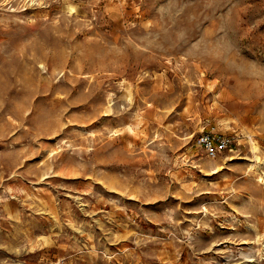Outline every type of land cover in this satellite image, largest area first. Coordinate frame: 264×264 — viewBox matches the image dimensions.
I'll return each mask as SVG.
<instances>
[{"label":"rangeland","instance_id":"1","mask_svg":"<svg viewBox=\"0 0 264 264\" xmlns=\"http://www.w3.org/2000/svg\"><path fill=\"white\" fill-rule=\"evenodd\" d=\"M263 175L264 0H0V264H264Z\"/></svg>","mask_w":264,"mask_h":264},{"label":"built area","instance_id":"2","mask_svg":"<svg viewBox=\"0 0 264 264\" xmlns=\"http://www.w3.org/2000/svg\"><path fill=\"white\" fill-rule=\"evenodd\" d=\"M202 141L208 152L212 155H214L217 151L227 148L231 143V139L228 136L220 135L216 138L215 143H213L214 141L209 135L203 137Z\"/></svg>","mask_w":264,"mask_h":264},{"label":"bare ground","instance_id":"3","mask_svg":"<svg viewBox=\"0 0 264 264\" xmlns=\"http://www.w3.org/2000/svg\"><path fill=\"white\" fill-rule=\"evenodd\" d=\"M250 141H251V148L255 152L258 149V145L253 141L252 138H250ZM255 157H258V155L255 154ZM259 180L264 183V175L259 177Z\"/></svg>","mask_w":264,"mask_h":264}]
</instances>
